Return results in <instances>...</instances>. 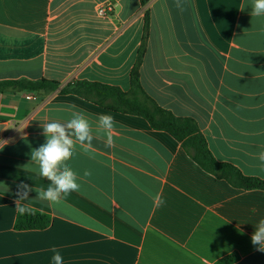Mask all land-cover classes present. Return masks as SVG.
Segmentation results:
<instances>
[{"label": "crops", "instance_id": "obj_1", "mask_svg": "<svg viewBox=\"0 0 264 264\" xmlns=\"http://www.w3.org/2000/svg\"><path fill=\"white\" fill-rule=\"evenodd\" d=\"M114 3L110 16L99 6ZM0 0V81H57L56 91L0 93V264H264L251 235L264 219V190L235 188L206 172L169 133L143 117L113 111L61 89L75 81L131 89L140 68L146 93L197 121L214 157L264 179V16L252 0ZM241 8H244L241 10ZM75 105L76 108H71ZM82 110L92 134L68 163L79 192L52 207L37 189L50 183L30 164L46 142L43 125H66ZM111 114L113 145L98 114ZM78 144V142H77ZM36 170H31V169ZM21 204L47 213L44 230L17 231ZM159 197V198H158Z\"/></svg>", "mask_w": 264, "mask_h": 264}, {"label": "trees", "instance_id": "obj_2", "mask_svg": "<svg viewBox=\"0 0 264 264\" xmlns=\"http://www.w3.org/2000/svg\"><path fill=\"white\" fill-rule=\"evenodd\" d=\"M148 0H142L146 4ZM150 28V14L146 12L144 37L136 64L131 72V89L121 88L101 83L75 81L61 89L62 94H74L94 102L107 109L132 114L145 118L155 130L169 133L179 141L188 155L206 172L219 179L227 180L238 189L264 190V179L245 175L232 164L218 161L209 148L208 141L197 121L190 117H179L171 111L161 107L150 97L141 82L140 68L147 49V38ZM60 83L42 79L31 81L1 80L0 93L12 91H56ZM33 209V208H32ZM35 215H20L18 213L15 229L17 231L44 230L50 226L51 216L33 209ZM240 259L238 254H231L222 258L218 264H234Z\"/></svg>", "mask_w": 264, "mask_h": 264}, {"label": "clouds", "instance_id": "obj_3", "mask_svg": "<svg viewBox=\"0 0 264 264\" xmlns=\"http://www.w3.org/2000/svg\"><path fill=\"white\" fill-rule=\"evenodd\" d=\"M177 7H180L179 0H177ZM243 9L241 8V10ZM251 9V15L264 16V0H252ZM70 107L76 108L75 105ZM97 116L99 124L107 136L105 146L111 147L113 145L111 133L116 126L115 117L105 113ZM42 127L46 142L31 151L30 164H34L38 169V174L50 182L46 188L37 189L38 199L48 201L49 206L55 207L72 192H79L81 184L78 181L92 175L90 170H85L83 177L79 176L68 161L74 156L77 145L84 153H89L92 148L93 134L90 123L83 115L82 110L73 111L66 125L53 120L45 123ZM257 158L260 161V167L264 168V151L259 152ZM36 169L32 168L31 170ZM20 187L24 189V192L23 195L17 193L19 197L15 207L17 212L20 215H35L31 207L20 203V201L28 199L27 193L32 189L25 183H21ZM251 243L253 246H257V251L264 252V219H260L255 226V231L251 235ZM52 252L54 253L52 256L54 264H63L60 252L55 248L52 249Z\"/></svg>", "mask_w": 264, "mask_h": 264}, {"label": "built area", "instance_id": "obj_4", "mask_svg": "<svg viewBox=\"0 0 264 264\" xmlns=\"http://www.w3.org/2000/svg\"><path fill=\"white\" fill-rule=\"evenodd\" d=\"M114 3L108 2L99 6L98 12L101 16H110L114 12Z\"/></svg>", "mask_w": 264, "mask_h": 264}]
</instances>
